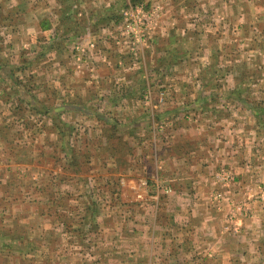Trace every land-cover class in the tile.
Masks as SVG:
<instances>
[{
	"label": "rangeland",
	"instance_id": "1",
	"mask_svg": "<svg viewBox=\"0 0 264 264\" xmlns=\"http://www.w3.org/2000/svg\"><path fill=\"white\" fill-rule=\"evenodd\" d=\"M62 1L0 0V264H99L122 208L172 177L171 152L124 126L138 113L162 117L169 146L176 126L218 122L264 143V0ZM74 150L87 173L67 170ZM52 198L76 208L77 234Z\"/></svg>",
	"mask_w": 264,
	"mask_h": 264
},
{
	"label": "crops",
	"instance_id": "2",
	"mask_svg": "<svg viewBox=\"0 0 264 264\" xmlns=\"http://www.w3.org/2000/svg\"><path fill=\"white\" fill-rule=\"evenodd\" d=\"M13 33L18 34L17 27ZM58 35L60 39L77 37L76 32L57 31ZM93 114L84 116L102 120ZM138 115L124 126L130 134L143 137L141 144L154 136L161 158L165 150L171 152L172 170L161 159L156 162L163 173L172 171V177L157 179L154 194L135 193L151 202L141 205L138 200L136 207H123L125 221L118 228L116 225V238L108 244V252L100 255V246L94 247L96 253L90 258H98L99 264H264V143L259 142L260 129L226 128L220 122L216 128L205 123L200 129L176 126L169 146L156 128L162 117ZM102 129L98 127L96 133H103ZM245 132H250V142L241 136ZM182 145L184 150L179 151ZM186 167L191 172L185 175ZM240 198L244 201L239 204L233 201Z\"/></svg>",
	"mask_w": 264,
	"mask_h": 264
},
{
	"label": "trees",
	"instance_id": "3",
	"mask_svg": "<svg viewBox=\"0 0 264 264\" xmlns=\"http://www.w3.org/2000/svg\"><path fill=\"white\" fill-rule=\"evenodd\" d=\"M46 30H48L49 28H50V26L48 25H46L45 27H44ZM204 99H201L200 101H203ZM50 112V111H49ZM49 112H48V114H49ZM262 112L264 113V110H262ZM51 121H52V125L53 126H55V123H56V121L58 122V119H57V117L56 116H53L52 118H51ZM59 127L57 128L58 130H60L59 131V134H60V136L62 137L63 135H64V133H65V130L64 129H62V127H63V124H62V122H60L59 123ZM62 125V126H61ZM60 128V129H59ZM51 130H52V128H51ZM106 149V148H105ZM104 149V150H105ZM76 150V149H75ZM74 150V154L72 155V157H71V162L70 163H68V168H67V170L68 171H71V170H75V172H77V170H80L79 168H80V166L79 165H85V170H81V173H80V175L82 174V173H87L90 169L88 168V166H89V162H90V158H91V156L88 154V155H84V160H83V157H81V156H79L77 153H76V151ZM102 151H103V149H101ZM108 150H109V148H108ZM80 154V153H79ZM82 167V166H81ZM43 196V195H42ZM51 199V198H50ZM67 199H69L70 201H71V196H68L67 195V197H66V200ZM52 202H50L51 203V205L55 208V210L57 209V211H56V213L58 214V221H61V223L65 226V229H66V232L69 234V233H73V234H77V232L74 230V223H77V219H76V217H74L73 219H70L69 217H72L71 215H73V212L76 210V208H74V206L73 205H69V202L68 201H60V200H58L57 201V199L55 200V199H53L52 198ZM65 206H67L68 208H66L67 209V213H65L64 212V214H63V212H62V209H64V207ZM93 212H95V210H94V208H93V210H92ZM42 215H44L43 213H42ZM84 221H86V219H84V220H81L80 222H84ZM93 221V220H92ZM70 222L72 223V224H70ZM81 236V235H80Z\"/></svg>",
	"mask_w": 264,
	"mask_h": 264
},
{
	"label": "built area",
	"instance_id": "4",
	"mask_svg": "<svg viewBox=\"0 0 264 264\" xmlns=\"http://www.w3.org/2000/svg\"><path fill=\"white\" fill-rule=\"evenodd\" d=\"M220 174L223 176V177H225L226 175H227V173H226V171L225 170H222L221 172H220ZM218 176V175H217ZM225 180H227V179H225ZM219 197V196H218Z\"/></svg>",
	"mask_w": 264,
	"mask_h": 264
}]
</instances>
